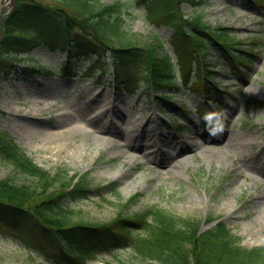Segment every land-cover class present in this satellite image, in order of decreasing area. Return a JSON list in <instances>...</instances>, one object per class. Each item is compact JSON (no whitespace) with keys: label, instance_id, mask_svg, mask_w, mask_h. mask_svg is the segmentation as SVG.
<instances>
[{"label":"rangeland","instance_id":"374dc122","mask_svg":"<svg viewBox=\"0 0 264 264\" xmlns=\"http://www.w3.org/2000/svg\"><path fill=\"white\" fill-rule=\"evenodd\" d=\"M99 1L111 4L115 0ZM123 1L137 10L131 20L126 15L131 33L142 40L153 39L155 32L164 39L170 37L168 28H156L146 20L144 6ZM207 1L198 7L183 2L180 8L185 17L200 15L209 25L230 29L231 37L242 45H248L251 37L261 39L259 56L248 75L241 66L221 71L215 65L216 85L208 92L200 97L182 88L178 95L172 94L174 103L167 104L156 97L161 90L155 91L141 70L113 75L110 58L90 66L89 59L70 55V49L77 51L74 39L56 49L42 44L20 53L22 59L12 62L9 73L0 76V130L8 131L29 156L52 172L73 175L91 170L92 185L118 184V194L92 193L85 200L69 201L86 219L107 220L124 204L130 213L158 206L183 218L199 219L201 230L223 219L242 245L263 246L264 202L256 201V196L264 191V108L249 100H264V5L259 8L251 0ZM8 10L0 0L2 18ZM165 51L176 59L170 44ZM13 54L11 50L9 55ZM222 62L228 63L211 56L206 63ZM64 65L76 75L65 74ZM92 68L99 74L86 75ZM103 69L107 73L101 78ZM180 103L190 107H185L191 111L188 118L177 107ZM157 107L162 111L158 113ZM173 117L178 118L180 131L172 128ZM66 123L84 127L65 139L52 135ZM213 125L222 131L210 135L206 126ZM191 139L198 146L188 149ZM182 147L186 148L180 151ZM9 175L17 182L35 180L15 172L0 157V177ZM38 249L30 238L22 244L16 234L0 231V264H48ZM126 263L161 264L143 261L126 248L100 254L88 264Z\"/></svg>","mask_w":264,"mask_h":264},{"label":"trees","instance_id":"16d2710c","mask_svg":"<svg viewBox=\"0 0 264 264\" xmlns=\"http://www.w3.org/2000/svg\"><path fill=\"white\" fill-rule=\"evenodd\" d=\"M131 1L144 6L148 22L171 29L168 41L177 55L176 61H172L169 53L160 52L166 41L159 34L151 40H142L137 33H131L126 15L131 20L137 10L131 9L126 1L106 4L99 0H11L0 31V76L9 72L12 62L6 60L9 49L26 52L41 43L56 47L61 40L66 42L74 37L80 49L76 57L94 53L99 59L91 61L102 63L106 62L104 53L109 51L116 76L130 75L141 67L143 78L156 91L167 89L157 97L168 101L169 93L182 87L196 90L214 85L213 66L221 70L228 65L245 66L251 70L259 55L256 49L261 39L251 37L248 45L242 46L231 37L230 29L209 25L200 15L185 17L180 8L183 2L198 6L207 0ZM251 1L260 7L264 5V0ZM213 46L218 52L209 50ZM232 47L239 51H233ZM240 51L245 52L244 57ZM206 55L223 58L228 65L206 63L209 60ZM10 58L15 61L16 54ZM64 69L71 72L67 66ZM92 74L97 71L89 73ZM192 75L196 76L194 81ZM250 102L264 107V101L258 98ZM174 127L178 128L176 123ZM0 157L15 172L35 179L17 182L11 175L0 177V230L11 226L24 229L50 264H88L100 254L116 253L123 248L130 249L143 261L161 264H264V245L252 248L242 245L222 219L201 230L199 219L183 218L158 206L130 213L125 211L127 204L108 220L82 217L69 204L70 200L74 203L85 200L92 193L118 194V184L110 181L92 185L90 171L68 176L40 167L2 130ZM18 234L24 236L23 230Z\"/></svg>","mask_w":264,"mask_h":264},{"label":"bare ground","instance_id":"6f19581e","mask_svg":"<svg viewBox=\"0 0 264 264\" xmlns=\"http://www.w3.org/2000/svg\"><path fill=\"white\" fill-rule=\"evenodd\" d=\"M67 124V126H65V127H63L62 126V131H58V130H54V131H52V135H55V137L57 138V139H62V138H67L68 136H70L71 134H73V133H75V132H77V131H80V130H82L83 129V127H84V125L82 126V125H79V124H77V123H66ZM100 129V128H99ZM212 137L211 136H209V137H207V139H211ZM190 142L188 143V145L186 146V147H188V149H193V147H196V146H198V143L193 139H191V140H189ZM183 142V141H182ZM187 144V143H186ZM180 145H182V143L180 144ZM180 145H178V147H177V149L180 147ZM137 145H134V148H136V150H137V147H136ZM186 147H182L181 149H180V151H182V149H185ZM222 151V153L226 156V154H227V156L228 157H230V153H228V152H225L224 151V149L223 150H221ZM238 172H239V174L240 173H242V170H241V166H238ZM257 182H258V185H260V184H263L262 183V181L261 180H256ZM256 201H258V202H264V191H260L259 192V194H257V196H256Z\"/></svg>","mask_w":264,"mask_h":264},{"label":"clouds","instance_id":"9594fccd","mask_svg":"<svg viewBox=\"0 0 264 264\" xmlns=\"http://www.w3.org/2000/svg\"><path fill=\"white\" fill-rule=\"evenodd\" d=\"M205 119L207 120L208 118L205 117ZM206 130L209 132L210 135H216L222 131V127L219 125H213L212 127L206 126Z\"/></svg>","mask_w":264,"mask_h":264}]
</instances>
